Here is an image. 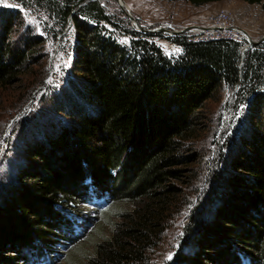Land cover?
<instances>
[{
  "label": "trees",
  "instance_id": "1",
  "mask_svg": "<svg viewBox=\"0 0 264 264\" xmlns=\"http://www.w3.org/2000/svg\"><path fill=\"white\" fill-rule=\"evenodd\" d=\"M38 1L61 34L69 26L75 56L67 88L50 96L52 117L20 133L21 163L0 183V264H42L60 248L66 264H151L183 195L176 182L197 160L187 146L226 89L247 112L243 128L221 147L172 264H264V44L243 54L232 40L137 32L100 0ZM241 1L264 12V0ZM11 26L0 12V99L41 45L26 37L15 47ZM93 197L109 209L86 221L76 207L97 210Z\"/></svg>",
  "mask_w": 264,
  "mask_h": 264
},
{
  "label": "rangeland",
  "instance_id": "2",
  "mask_svg": "<svg viewBox=\"0 0 264 264\" xmlns=\"http://www.w3.org/2000/svg\"><path fill=\"white\" fill-rule=\"evenodd\" d=\"M111 14L119 13L130 22V27L138 30L115 0H100ZM128 7L136 24L145 30L157 28L181 31L192 27L207 26L208 19L218 12H228L235 19L240 30L245 31L250 40L264 42V12L259 5H248L241 0H227L218 3L192 6L186 0L168 2L165 0H122ZM0 12L8 15L11 22V40L15 47H22L28 37H36L41 45L28 64L27 73L20 77V81L12 88L1 90L0 99V183L13 177L14 168L21 163V155L15 147L21 141L20 133L24 132L34 120L46 119L49 116L50 96L67 88V81L71 78L72 58L75 56L74 38L69 26L60 32L61 21L52 15V7L47 1L38 0H0ZM161 36L170 37L163 31ZM188 34V33H186ZM65 35V36H64ZM157 44L168 56L172 55L169 45L163 37L157 38ZM73 54V55H72ZM76 79V78H75ZM73 80V79H72ZM77 80V79H76ZM62 90V91H61ZM231 90H224L209 100L204 110L206 118L202 119L200 132L196 140L192 141L186 152L196 157V163L183 170L185 177L176 182L183 195L176 205L177 209L170 214L168 229L162 244L152 252L151 264H172L173 257L182 246V237L188 224L189 216L194 210L196 202H200L204 189L209 187V176L222 146L234 133L242 131L245 120L244 108L235 107L232 103ZM45 116V117H44ZM240 121V122H239ZM222 152V151H221ZM199 200V201H198ZM92 202V201H91ZM193 204V205H191ZM78 210L83 218L89 221L91 217H98L99 213L109 209L103 206L102 211L90 205L79 204ZM96 211V212H95ZM191 212V213H190ZM88 218V219H87ZM92 223L89 224L91 226ZM82 227L77 224L74 228L76 238L84 236ZM69 248H60L49 260L42 264H66L63 259ZM171 256L169 259L168 257Z\"/></svg>",
  "mask_w": 264,
  "mask_h": 264
},
{
  "label": "built area",
  "instance_id": "3",
  "mask_svg": "<svg viewBox=\"0 0 264 264\" xmlns=\"http://www.w3.org/2000/svg\"><path fill=\"white\" fill-rule=\"evenodd\" d=\"M170 35V34H169ZM189 41L192 43H207L217 40H232L242 45V53L245 49L250 50L255 46L249 45L247 37L240 32V29L236 25L235 19L230 13L222 11L215 15H212L208 19L207 26L196 27L188 32ZM170 37H172L170 35ZM261 45L263 41L259 42ZM172 49V55H177L180 50V46L176 44L169 45ZM264 51V49H263Z\"/></svg>",
  "mask_w": 264,
  "mask_h": 264
},
{
  "label": "water",
  "instance_id": "4",
  "mask_svg": "<svg viewBox=\"0 0 264 264\" xmlns=\"http://www.w3.org/2000/svg\"><path fill=\"white\" fill-rule=\"evenodd\" d=\"M115 1L119 5V8L124 13H126L128 18L132 21L133 25L137 26V28H138L137 32H141V33H158L159 31H163L164 33L170 34L173 37V36H176V35H179V34H186V33L190 32L192 29L196 28V27H192V28H187V29L181 30V31H171L170 29H162L161 27L157 28L155 30H145L140 25L136 24V22L134 21L132 15L130 14V11H129L128 7L122 2V0H115ZM240 32L243 33L244 35H246L247 42L249 43V45H251V46L258 45V43L250 40V37L248 36V34L245 31L240 30ZM246 52H247V49H245L243 51V54H245Z\"/></svg>",
  "mask_w": 264,
  "mask_h": 264
},
{
  "label": "snow or ice",
  "instance_id": "5",
  "mask_svg": "<svg viewBox=\"0 0 264 264\" xmlns=\"http://www.w3.org/2000/svg\"><path fill=\"white\" fill-rule=\"evenodd\" d=\"M176 51H179L178 49ZM169 259L171 258V256L168 257Z\"/></svg>",
  "mask_w": 264,
  "mask_h": 264
}]
</instances>
